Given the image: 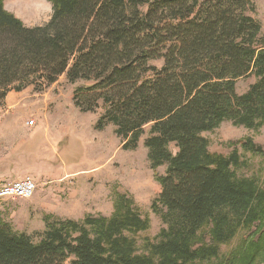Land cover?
I'll use <instances>...</instances> for the list:
<instances>
[{
  "label": "trees",
  "instance_id": "obj_1",
  "mask_svg": "<svg viewBox=\"0 0 264 264\" xmlns=\"http://www.w3.org/2000/svg\"><path fill=\"white\" fill-rule=\"evenodd\" d=\"M47 1L50 19L26 26L0 0V104L10 91H41L65 75L86 83L74 89V106L100 110L94 128L112 125L123 149H135L148 127L150 167L165 165L151 207L166 227L139 251L134 235L148 219L124 195L109 217H45L38 241L0 216V264H264V189L236 175V148L211 152L202 136L223 121L264 124V36L253 0ZM248 75L255 81L238 94L236 80ZM239 143L263 152L251 138Z\"/></svg>",
  "mask_w": 264,
  "mask_h": 264
},
{
  "label": "rangeland",
  "instance_id": "obj_2",
  "mask_svg": "<svg viewBox=\"0 0 264 264\" xmlns=\"http://www.w3.org/2000/svg\"><path fill=\"white\" fill-rule=\"evenodd\" d=\"M253 2L260 35L264 36V0ZM3 5L26 26L42 25L51 16V4L47 0H4ZM254 81L253 75L237 79L236 92L244 93ZM82 85L86 83L72 84L61 75L41 91L31 85L18 92L10 91L0 104V159H14L17 167L31 169L26 176L37 185L30 198L0 201V216L13 231L25 232L38 241L45 217L76 221L87 215L109 217L118 196L124 195L141 217L148 219V228L134 235L137 249L142 251L145 242H156L160 230L166 227L151 207L160 189L155 174H163L165 165L155 170L150 167L143 145L148 127L135 149L122 148L112 125L95 129L100 110L81 112L73 103V91ZM23 120H32L33 125L23 126ZM202 136L208 140L211 152L227 155L236 148L241 160L234 169L236 175L251 178L264 189V124L250 129L223 121ZM246 138L259 144L263 152L243 150L239 142ZM169 149L172 153L176 151L174 144ZM54 169L91 170L53 180L48 173ZM246 234L245 229L240 230L228 244L222 245L220 256L226 255Z\"/></svg>",
  "mask_w": 264,
  "mask_h": 264
},
{
  "label": "crops",
  "instance_id": "obj_3",
  "mask_svg": "<svg viewBox=\"0 0 264 264\" xmlns=\"http://www.w3.org/2000/svg\"><path fill=\"white\" fill-rule=\"evenodd\" d=\"M26 122H27L26 120H23L21 124L23 126L28 127ZM41 126H42V124H41ZM33 131H31L32 134H34ZM13 162H14V159H9V158L0 159V185L3 182L6 183V182L13 181V180L21 179V178L25 177L26 175H29L28 173H30L32 171L31 169H29L27 167L19 168L16 165H14ZM92 169H94V168H92ZM87 170H91V169H82V170L81 169H71L67 172H62L58 169L57 170L54 169V170H51L48 174H51L50 178H53V180H61L65 176H69V175H73V174L79 175L78 173H81V172H84ZM16 173L20 174V176H21V174L24 176L16 178V177H18V176H14Z\"/></svg>",
  "mask_w": 264,
  "mask_h": 264
},
{
  "label": "built area",
  "instance_id": "obj_4",
  "mask_svg": "<svg viewBox=\"0 0 264 264\" xmlns=\"http://www.w3.org/2000/svg\"><path fill=\"white\" fill-rule=\"evenodd\" d=\"M27 125H33V121H27ZM36 182L30 176L6 182L0 185V201L30 198L36 190Z\"/></svg>",
  "mask_w": 264,
  "mask_h": 264
},
{
  "label": "bare ground",
  "instance_id": "obj_5",
  "mask_svg": "<svg viewBox=\"0 0 264 264\" xmlns=\"http://www.w3.org/2000/svg\"><path fill=\"white\" fill-rule=\"evenodd\" d=\"M33 6V5H32ZM28 9V8H27ZM32 19V18H31Z\"/></svg>",
  "mask_w": 264,
  "mask_h": 264
}]
</instances>
